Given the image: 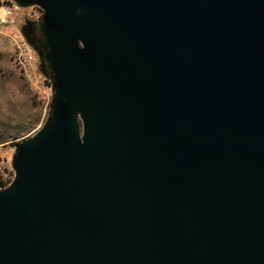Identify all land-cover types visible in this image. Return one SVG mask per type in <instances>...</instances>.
<instances>
[{
    "label": "water",
    "instance_id": "obj_1",
    "mask_svg": "<svg viewBox=\"0 0 264 264\" xmlns=\"http://www.w3.org/2000/svg\"><path fill=\"white\" fill-rule=\"evenodd\" d=\"M15 1L54 98L0 264H264V0Z\"/></svg>",
    "mask_w": 264,
    "mask_h": 264
},
{
    "label": "rangeland",
    "instance_id": "obj_2",
    "mask_svg": "<svg viewBox=\"0 0 264 264\" xmlns=\"http://www.w3.org/2000/svg\"><path fill=\"white\" fill-rule=\"evenodd\" d=\"M17 15L19 30L10 26L0 28V142L6 148L17 146L43 127L51 115L54 98L51 73L40 56L35 71L29 75L14 60L16 40L29 39L37 48L41 46L35 34L40 28L43 10L27 6Z\"/></svg>",
    "mask_w": 264,
    "mask_h": 264
},
{
    "label": "built area",
    "instance_id": "obj_3",
    "mask_svg": "<svg viewBox=\"0 0 264 264\" xmlns=\"http://www.w3.org/2000/svg\"><path fill=\"white\" fill-rule=\"evenodd\" d=\"M24 7L27 6L13 0H0V28L10 26L13 30H19L17 12ZM15 45L16 65L26 75L33 73L39 60V52L23 38L16 40ZM16 148L17 146L6 148V144L0 142V189L8 188L15 179L16 173L12 164Z\"/></svg>",
    "mask_w": 264,
    "mask_h": 264
},
{
    "label": "trees",
    "instance_id": "obj_4",
    "mask_svg": "<svg viewBox=\"0 0 264 264\" xmlns=\"http://www.w3.org/2000/svg\"><path fill=\"white\" fill-rule=\"evenodd\" d=\"M26 27L28 26V23H26V25H25ZM35 37H36V39L38 38L39 39V43H41V46L40 47H36L35 46V44L33 43V42H31V41H29V39H28V36H27V39H28V41L31 43V45H34V48L38 51V52H40V53H43V45H44V42H45V38H44V35H43V33L40 31V28H38L37 29V32H36V34H35ZM39 49V50H38ZM41 60H42V62H43V64H45L46 65V68L48 69V67H47V63L45 62V60L43 59V58H41ZM48 71L50 72V70L48 69Z\"/></svg>",
    "mask_w": 264,
    "mask_h": 264
},
{
    "label": "flooded vegetation",
    "instance_id": "obj_5",
    "mask_svg": "<svg viewBox=\"0 0 264 264\" xmlns=\"http://www.w3.org/2000/svg\"><path fill=\"white\" fill-rule=\"evenodd\" d=\"M41 31V30H40ZM44 45H45V42H44ZM44 45L42 46L43 47V50H44ZM51 73V72H50Z\"/></svg>",
    "mask_w": 264,
    "mask_h": 264
}]
</instances>
